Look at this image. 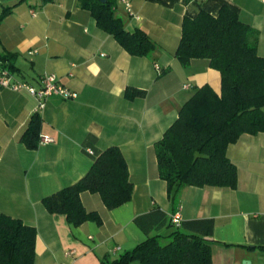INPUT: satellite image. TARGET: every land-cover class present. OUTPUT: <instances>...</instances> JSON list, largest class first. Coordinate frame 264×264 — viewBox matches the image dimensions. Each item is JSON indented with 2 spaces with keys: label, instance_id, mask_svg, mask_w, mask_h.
Segmentation results:
<instances>
[{
  "label": "crops",
  "instance_id": "crops-1",
  "mask_svg": "<svg viewBox=\"0 0 264 264\" xmlns=\"http://www.w3.org/2000/svg\"><path fill=\"white\" fill-rule=\"evenodd\" d=\"M116 3L125 29L141 28L157 44L150 56L129 54L78 0H0V11L13 6L0 21V54H15L13 78L38 87L44 74H53L76 94L51 95L36 111L37 100L27 91L0 89V214L35 228L33 264L114 259L146 238L133 219L155 208L168 218L179 210L182 221H213L209 264H264V132L228 145L237 169L234 188L181 186L173 198L159 177L154 149L197 87L220 92V73L206 59L182 65L176 58L183 18L200 10L217 15L226 5L258 31L264 56V0H130L131 13ZM128 87L145 94L127 98ZM35 114L38 136L53 141L28 148L20 137ZM110 146L126 161L131 199L107 209L98 193L82 192L83 206L99 214L100 224L73 227L65 215L49 213L42 197L77 181Z\"/></svg>",
  "mask_w": 264,
  "mask_h": 264
},
{
  "label": "trees",
  "instance_id": "trees-1",
  "mask_svg": "<svg viewBox=\"0 0 264 264\" xmlns=\"http://www.w3.org/2000/svg\"><path fill=\"white\" fill-rule=\"evenodd\" d=\"M44 2L53 0H43ZM89 11L96 25L131 55L150 56L157 44L141 28L125 29L116 15V0H78ZM12 5L0 11V21ZM258 31L243 22L236 12L223 5L217 15L200 10L185 16L175 50L182 65L193 59H206L220 73V92L204 84L197 87L178 110L174 122L155 143L159 177L166 182L173 198L181 186L228 187L237 183V169L228 158L229 144L243 134L264 132V56L257 50ZM14 53L0 54L2 67L13 70ZM145 91L128 87L127 98L144 96ZM39 118L35 114L20 140L28 148L38 143ZM98 193L107 209L128 202L133 194L126 161L117 146L104 149L77 181L42 197L49 213H59L77 227L86 221L101 223L96 211L81 202L82 192ZM133 222L146 238L114 259L99 264H209L208 236L211 219H193L172 225L159 208L136 215ZM167 235L152 234L163 227ZM36 230L21 219L0 214V264H33Z\"/></svg>",
  "mask_w": 264,
  "mask_h": 264
},
{
  "label": "built area",
  "instance_id": "built-area-1",
  "mask_svg": "<svg viewBox=\"0 0 264 264\" xmlns=\"http://www.w3.org/2000/svg\"><path fill=\"white\" fill-rule=\"evenodd\" d=\"M124 5L126 11L131 13V4L130 0H121ZM157 70L159 69L156 66ZM189 84H185L184 88H188ZM9 88L13 91H27L30 95H32L37 100L36 111L42 109L45 106V100L47 97L51 95H57L64 99L74 98L76 96L75 92L70 90L64 84L60 83L57 77L53 74H44L40 78V84L38 87H34L33 85L25 82L15 80L9 69L0 67V89ZM53 141V138L48 135H39L38 143H50ZM181 214L180 211H176L172 215H170V221L173 226L179 227L181 223ZM136 264V263H132Z\"/></svg>",
  "mask_w": 264,
  "mask_h": 264
},
{
  "label": "water",
  "instance_id": "water-1",
  "mask_svg": "<svg viewBox=\"0 0 264 264\" xmlns=\"http://www.w3.org/2000/svg\"><path fill=\"white\" fill-rule=\"evenodd\" d=\"M98 1H100V2H102V3L106 2V0H98Z\"/></svg>",
  "mask_w": 264,
  "mask_h": 264
}]
</instances>
